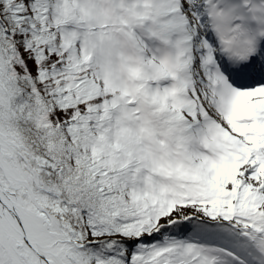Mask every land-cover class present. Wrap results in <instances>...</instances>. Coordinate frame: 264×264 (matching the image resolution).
Instances as JSON below:
<instances>
[{
    "label": "snow or ice",
    "instance_id": "6c2138e0",
    "mask_svg": "<svg viewBox=\"0 0 264 264\" xmlns=\"http://www.w3.org/2000/svg\"><path fill=\"white\" fill-rule=\"evenodd\" d=\"M0 264H264V0H0Z\"/></svg>",
    "mask_w": 264,
    "mask_h": 264
}]
</instances>
